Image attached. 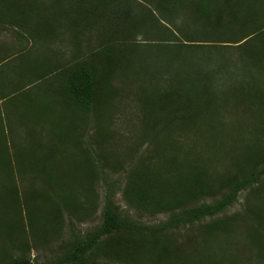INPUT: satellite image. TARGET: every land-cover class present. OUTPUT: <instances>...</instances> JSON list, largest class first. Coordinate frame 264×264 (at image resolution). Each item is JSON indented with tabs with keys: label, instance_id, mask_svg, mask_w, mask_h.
I'll use <instances>...</instances> for the list:
<instances>
[{
	"label": "rangeland",
	"instance_id": "374dc122",
	"mask_svg": "<svg viewBox=\"0 0 264 264\" xmlns=\"http://www.w3.org/2000/svg\"><path fill=\"white\" fill-rule=\"evenodd\" d=\"M159 1H129L130 9L140 12L145 19L131 41L132 49L128 51L131 60L140 65L126 66L124 72H117V77L112 80L117 91L114 97L108 98L107 111L96 115V118L90 116L89 126L84 128L79 126V120L73 121V112L78 114L79 110L67 107L69 97L65 88L61 90V82L71 79L72 74L75 79L78 78L82 67H85L75 60L79 55L89 63L92 79L103 78L101 75L108 60L105 63L98 61V64L96 59L105 58L113 50L109 46L104 50L105 55L95 54L94 49L102 37L101 31L94 27L84 29L82 21H76L73 30L70 21L75 20L70 14L69 21L60 20L62 25L58 24L59 14L51 13V10L45 20L43 17L34 18L23 27L0 25V80L7 93L22 81H32L30 79L35 76L36 70H40L43 62L49 69L45 81H32L21 92L0 98L1 210L3 204L11 205L13 202L22 203L24 209L26 196L22 188L31 186L42 191L47 187L41 174L29 171L22 175L25 168L35 169L41 165L51 175L53 171L49 168L54 164L56 169L61 165L70 168L67 176L72 181L74 193L67 191L66 194L79 200L70 208L61 207L64 235L68 236L70 229L84 234L101 223L106 184L116 191L114 199L130 215L144 223L157 224L165 221L169 213H140L130 209L122 199L119 187L124 185L122 177L130 163L143 157L157 163L165 162V166H160L162 163L158 167L171 172L176 170L173 167L176 160H187L191 168L207 169L214 184L212 192L218 190L217 185L222 178L234 174L241 176L258 166L248 162L246 155L250 154V149L254 154L256 151L264 152V62H256V57L251 54L259 36L245 43L226 42L235 41L231 38L243 33L240 27L232 28L227 31V37L219 29L230 20V7L226 0H175L168 7L172 9L170 16V11L164 14L157 7ZM250 3L264 8L259 0ZM231 4L236 10L237 1ZM3 6L0 4V7ZM17 6L13 3L8 6L11 7L9 13ZM92 6L77 2L68 11L83 12L93 9ZM123 6L126 16H130L129 9ZM253 8L252 13L255 11ZM260 20L262 22L259 17L252 16V23L246 24L253 31L260 27L255 22ZM183 28L184 32H190V41H187L189 35L181 32ZM75 33L79 41L75 40ZM35 61L40 63L37 69ZM71 61H74L73 64H69ZM32 62L34 64L31 65ZM167 90L177 96H180L178 90H182L185 96H191L190 102H208L209 105L205 108L199 106L203 108L201 111L183 106L181 118L174 116L173 123L168 124V115L149 109L151 99L159 93L164 96L163 92L167 93ZM192 111L194 117L189 116ZM62 115H66L64 120ZM159 116L160 121L155 119ZM66 139L82 144L79 147ZM83 149L103 158V170L100 171L103 173L97 172L98 175L92 179L90 175L86 178L88 171L80 165L79 160H87ZM67 157L76 169H72L73 165ZM38 158H43L46 165ZM18 168L22 170L18 172ZM11 169L14 172L11 173ZM74 171L77 172L72 178ZM12 176L16 177L18 198L14 194ZM73 179L84 180V183ZM221 191L225 193L228 188H222L215 195L205 196L189 206L212 203L221 198ZM90 194L95 196L96 211L92 210L89 217L79 211L76 214V206L80 202L90 208ZM11 213V218L15 219L13 208ZM233 214H237V219L229 223L228 230L208 232L207 223ZM257 215L258 218H253ZM23 216L24 232L11 228L0 232V260L13 253L15 256L26 255L36 263L51 261L57 239L49 243L41 240L33 243L28 233L30 223ZM261 217L264 218V175L241 191L237 200L222 212L204 217L193 225L181 226L182 235L176 233L173 241L181 247L185 256L179 257L175 264H264V227L258 223ZM12 232L13 239H10ZM174 232H177L176 229ZM19 240L27 241L32 248L28 249L25 245L21 250L17 245ZM11 242L16 244L9 245ZM102 261L110 259L103 256Z\"/></svg>",
	"mask_w": 264,
	"mask_h": 264
},
{
	"label": "trees",
	"instance_id": "16d2710c",
	"mask_svg": "<svg viewBox=\"0 0 264 264\" xmlns=\"http://www.w3.org/2000/svg\"><path fill=\"white\" fill-rule=\"evenodd\" d=\"M130 0H0V25H18L23 27L29 20L34 18H47V13L51 10V13L57 15H63L59 17L58 24L62 23L60 20H67L70 15L75 21H70L73 26L75 22H84V29L90 30L93 27L101 31L102 37L98 46L95 47L94 52L98 55H105L104 50L106 47L112 46L113 52L101 58L96 59L101 63L106 60L105 70L103 69V78H91L89 71V63L81 59V55L76 57L82 66V70L79 73L77 79L71 75V79L68 81L61 82V90L65 88L68 94L69 100L66 102L68 108L71 110L75 107L78 108V114L73 112L72 119L74 122L79 120V126H89L88 118H96L98 114H103L107 111L108 98L114 97L117 89L112 85L113 77H117V72H124L127 67L134 65H140L139 62L132 61L128 51L132 49L131 41L134 39L136 32L138 31L141 24L144 22V17L140 12L135 13L130 9ZM175 0H160L157 7L162 13L169 12L171 15L172 9L170 3L173 4ZM234 0H226L230 10L228 12L230 20L228 23H224L219 29L223 30L224 36L229 37L227 31L232 28L240 27L243 33L239 34L236 38H231L235 41H226L229 43H245L249 39L259 36V40L255 42L253 52L251 54L255 56L256 62H264V8L260 9L256 4H251L253 0H236L238 5L236 10L232 7ZM257 1V0H256ZM261 5H264V0H259ZM93 5L91 10H80L76 13L75 11H68L70 8L75 7L76 3ZM14 4H18L17 7L10 11ZM44 4L47 6L45 7ZM125 5L130 16H126L124 6ZM173 7V6H172ZM255 8L252 13V8ZM253 8V9H254ZM150 13L152 11L148 9ZM14 13V14H13ZM251 13V14H250ZM10 14V15H9ZM70 14V15H69ZM154 15V13H152ZM231 15L233 17L231 18ZM168 16V17H169ZM259 17L260 21H255L256 24L260 25L256 30H250L246 22L252 23L251 17ZM69 17V18H68ZM263 17V18H262ZM68 18V19H67ZM170 18V17H169ZM77 22V23H78ZM261 22V23H260ZM254 23V21H253ZM260 23V24H259ZM254 23V25H256ZM247 28H249L247 30ZM108 29V30H107ZM92 31V30H91ZM110 32L108 34L107 32ZM181 31V30H180ZM106 32V33H105ZM184 34V28L182 31ZM190 34V32L186 33ZM75 40H78L77 34L75 33ZM191 40V35L187 36V41ZM121 42L120 44H118ZM174 44H180V42H171ZM187 44V43H186ZM191 45V44H187ZM80 47V44L77 48ZM249 53V51H248ZM88 56V54H87ZM71 61L69 64H73ZM135 62V63H133ZM36 69L40 65L39 61L34 62ZM33 62L31 63L34 64ZM99 64V63H98ZM30 65V66H31ZM127 66V67H126ZM140 67V66H139ZM134 68V67H132ZM140 68H137V70ZM35 76L32 77V81L43 82L48 76L49 69L46 68V63L40 65V70H36ZM39 72V73H38ZM51 72V71H50ZM1 74V73H0ZM103 80V82H101ZM32 81L20 82L17 86L11 88V92H6V88H2V80H0V98H7L9 94H16L22 91L30 85ZM66 84V86H65ZM180 96L167 90L164 93H159V96L151 99L149 108L151 111H158L167 116L166 123L172 124L175 119L172 117L177 116L176 119L181 118L183 106L196 109L198 111L203 110L209 105L208 102H190L191 96L187 94L189 98H186L185 92L178 90ZM60 92V88H58ZM203 106V108L199 107ZM27 110V109H26ZM178 112V114H177ZM190 117H194V112L189 113ZM170 115V116H169ZM196 115V114H195ZM63 120L65 118L64 115ZM1 117V115H0ZM161 116L156 120H159ZM160 121V120H159ZM1 123V121H0ZM162 128V127H161ZM160 128V129H161ZM82 132V131H81ZM67 140V139H66ZM68 143H72L76 146L82 144L80 141L75 143L67 140ZM3 148L5 147L2 143ZM79 150V149H78ZM91 153V151H89ZM246 155L248 162L257 166L248 171L247 173L241 174V176L234 174L227 178H222V181L217 185L218 190L212 192L213 180L211 179L206 168L199 167L191 168L188 166L187 160L177 162L173 165L176 170L171 172L160 169V166H165V162L157 163L156 161L139 159L134 163H130L122 181L124 185L119 187L123 201L128 205L130 209L148 212V214H158L167 212L169 213L168 218L157 224L144 223L140 219L134 218L130 213L123 209L117 201L114 199L113 188L106 184L107 192L104 198V204L102 207V221L93 230H90L84 234L79 230L70 229V234L64 235L62 224L64 223L63 209L61 207L70 208L72 203H77L79 200L69 197L66 192L71 191L74 193V188L71 179L68 180V168L61 166L58 169L53 164L51 168L53 174L49 175L39 165L38 168H25L24 175L27 172L34 174H41L43 183L46 184L45 190L37 191L35 188L29 186L28 188H22L26 197L23 202L24 209L22 210V203L13 202L10 204H3L2 210L0 208V232L4 233L8 228L16 231L24 232V226L22 225L23 214L26 216L27 221L30 223L31 229L28 231L29 235L32 236L33 243H37L38 240L46 241L49 243L56 240V249H53V259L44 264H175V261L179 260V257L185 256L181 247L174 243L176 233L182 235L180 227L183 225H193L196 222H201L204 217L215 216L222 212L230 205H232L238 198L241 191L246 189L248 186L258 182L261 175H264V152L260 153L256 151V154L251 153ZM82 153L87 154V160H79L88 171L86 178L90 175V178L96 177L103 170V158L100 155L93 153L91 155L86 149L82 150ZM43 158H38L41 162ZM68 162L72 160H68ZM47 161V160H46ZM43 162V161H42ZM44 164L46 162H43ZM46 165V164H45ZM72 169H76L73 162ZM260 165V166H259ZM82 166V167H83ZM159 166V167H158ZM78 167V165H77ZM260 167V168H259ZM78 169V168H77ZM82 168H79L80 170ZM196 169V170H193ZM18 172L22 169L18 168ZM14 169H11V173ZM72 178H75V173ZM250 172V173H249ZM103 173V172H100ZM52 176V177H50ZM14 185H15V178ZM78 180V179H73ZM78 182H83L79 181ZM118 183V182H117ZM22 186L26 187V184ZM228 188V191L222 193L221 198L215 200L212 203H202L196 206H189L201 198L209 195H215L220 189ZM16 198H18L17 187L13 188ZM93 190V189H91ZM24 196V195H23ZM90 208L82 205V202L76 206V214L82 212L85 217H89L91 212L96 211V204L94 201L95 196L90 194ZM15 210V219L11 218V209ZM260 213V212H259ZM75 214V215H76ZM251 218V217H249ZM253 218H258L254 216ZM81 219V217H80ZM237 219V214H233L229 217H223L215 219L210 223L206 224L208 232H212L215 229L228 230V225L233 220ZM8 223V226L6 225ZM258 223L261 227H264V218L258 219ZM176 229L177 232H174ZM14 233L9 235L10 239H13ZM178 239V238H177ZM16 242H11L9 245H15ZM34 244V245H35ZM17 245L23 250V246H32L27 241L19 240ZM109 258L110 261H102V257ZM5 261L4 264H42L36 263L30 257L24 255L15 256L13 253L6 254L5 258H2L0 262Z\"/></svg>",
	"mask_w": 264,
	"mask_h": 264
}]
</instances>
